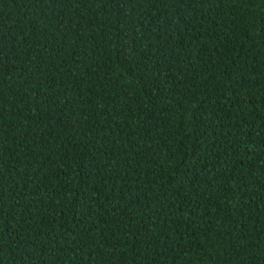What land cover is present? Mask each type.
Returning <instances> with one entry per match:
<instances>
[{
	"label": "trees",
	"instance_id": "1",
	"mask_svg": "<svg viewBox=\"0 0 264 264\" xmlns=\"http://www.w3.org/2000/svg\"><path fill=\"white\" fill-rule=\"evenodd\" d=\"M0 264H264V0H0Z\"/></svg>",
	"mask_w": 264,
	"mask_h": 264
}]
</instances>
